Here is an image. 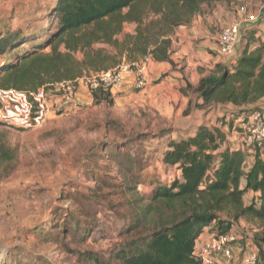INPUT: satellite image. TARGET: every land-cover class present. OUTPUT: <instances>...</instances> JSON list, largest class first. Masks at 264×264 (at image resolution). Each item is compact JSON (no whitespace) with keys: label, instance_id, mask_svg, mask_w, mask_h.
<instances>
[{"label":"trees","instance_id":"16d2710c","mask_svg":"<svg viewBox=\"0 0 264 264\" xmlns=\"http://www.w3.org/2000/svg\"><path fill=\"white\" fill-rule=\"evenodd\" d=\"M217 1H53L42 16L46 21L42 27L27 26L30 30L25 32L7 27L0 33V88L50 89L62 81L146 57L173 64L170 56L176 28L188 25L204 6ZM125 24L133 25L132 32H124ZM250 42L243 43L232 66L217 63L207 73L200 71L193 88L195 109L231 106L239 112L234 118H245L259 109L257 103L264 100V40L254 47ZM91 95L95 104H113L111 88L101 82L91 88ZM233 122L221 119L216 126L200 124L193 134L177 138L167 135L170 130H160L159 136L167 137L161 163L176 168L179 174L168 185H156L149 197L138 199V207L133 208V217L122 232L131 237L110 253L116 264H201L196 255L199 235L205 229L214 235L224 234L242 218L259 225L252 242L258 264H264V150L254 147L248 154L230 149L227 134ZM147 138L148 134H136L134 140ZM128 152L111 151V156L122 176L121 188L136 194L143 155ZM249 156L253 163L247 167ZM249 191L257 195L245 203L243 196ZM83 216L87 220L72 217L55 222L53 227L44 224L40 235L52 238L58 230L62 236L84 240L94 220L89 214ZM85 259L109 264L91 253Z\"/></svg>","mask_w":264,"mask_h":264},{"label":"rangeland","instance_id":"374dc122","mask_svg":"<svg viewBox=\"0 0 264 264\" xmlns=\"http://www.w3.org/2000/svg\"><path fill=\"white\" fill-rule=\"evenodd\" d=\"M52 2L0 0V33L6 25L12 29L21 25L23 32L42 27L46 22L42 16ZM240 6L256 15L264 12V0H220L204 6L188 25L176 28L177 35H172L176 62L172 61L171 69L152 84L165 82L172 69L177 73V82L171 91L163 88L164 97L154 106L140 96L130 98L116 90L111 93L112 105L95 104L91 95L93 73H89L77 81L78 93L83 96L79 98V108L51 113L42 124L30 129L1 121L0 264H92L86 262L88 253L101 262L116 264L110 253L131 237L122 232L133 217V208L138 207V199L149 197L156 185H168L179 174L176 168L161 163L167 137L161 138L160 130H170L167 135L177 138L197 124L234 119L232 138L227 144H241L237 132L244 116L234 118L239 112L231 106L195 109L197 97L193 91L200 71L204 74L215 64H223L224 58L215 57L213 47L221 28L233 19ZM132 30V24L124 25L125 33ZM246 40L252 47L263 41L264 26L250 25L243 32L240 47ZM180 49L183 52L179 54ZM206 54L210 56L208 60ZM210 58H217V62L212 64ZM256 106L264 114V100ZM171 131L175 132L170 134ZM136 134H148L149 138L134 140ZM128 141L132 142L127 144ZM111 151L143 155L136 194L121 188L122 176ZM251 200L243 196L245 203ZM85 214L91 215L94 222L84 240L70 234L62 236L58 230L52 238L40 235L44 224L53 227L55 222L72 217L85 221ZM232 230L251 239L260 229L256 221L242 218Z\"/></svg>","mask_w":264,"mask_h":264},{"label":"built area","instance_id":"2783aa9c","mask_svg":"<svg viewBox=\"0 0 264 264\" xmlns=\"http://www.w3.org/2000/svg\"><path fill=\"white\" fill-rule=\"evenodd\" d=\"M257 20H259L258 23ZM242 25L264 26V12L256 15L247 11L245 6H240L233 19L221 28L216 38V51L224 58V63L228 66H232L237 59L236 45L241 36ZM148 59L146 57L132 64L123 62L111 70L95 73L91 87H96L99 82L111 89L120 87L123 84L124 73L131 71L132 88L136 91L141 90L148 84L145 73ZM77 81L78 79L62 81L50 89L38 88L34 91L0 88V121L18 128L30 129L42 124L51 113L79 108L82 104L77 97ZM239 129L237 135L241 137L242 142L239 145L232 144L229 146L230 149H240L248 154L254 147L261 152L264 150V114L262 112L252 111L241 121ZM243 236L233 230L221 235L213 234L208 241L196 247V255L200 263L215 264L218 256L223 257L227 263H232L234 255L231 247L242 240ZM236 264H258L257 249L251 242H247L244 255Z\"/></svg>","mask_w":264,"mask_h":264},{"label":"crops","instance_id":"0c3cea01","mask_svg":"<svg viewBox=\"0 0 264 264\" xmlns=\"http://www.w3.org/2000/svg\"><path fill=\"white\" fill-rule=\"evenodd\" d=\"M24 26V25H23ZM6 27H8L6 25ZM17 27H20V28H23L21 25H17ZM250 27V26H249ZM249 27H246L245 25H242V27L240 28V39L236 45V49L237 51L240 50V41L242 40V34L244 32L245 29H248ZM260 28V26H259ZM175 34L177 35V33L175 32ZM174 43V41H173ZM173 47V46H172ZM213 50L216 52V56L217 58H220L222 56H220L217 51H216V43L214 44V47H213ZM179 54L183 52V49H180L179 51ZM173 56H175V53L173 54V51H172V54L170 56L171 60L173 62H176L175 59L173 58ZM176 57H180V56H176ZM207 58V60L209 59V55L206 54L205 56ZM217 58H215V60H212V58H210L212 64L216 63L217 61ZM222 63H224V60L222 61ZM169 69H171V64L169 62H157V61H153L151 59H148L147 62H146V68H145V73L148 77V84L141 90L139 91H135L136 94L132 93V79H133V75H132V72L131 71H127L124 73V80H123V84L122 86L120 87H116V88H113L111 89V93L113 94V90H116V92H125L126 95H128V97L130 98H137L138 96H140L141 100L144 101V102H150L152 106L156 105L157 101L159 98H162L164 97V91H163V88H168L169 91H171V89H173V86L174 84L177 82L174 77L177 76V73L175 71L170 70L171 72H169V75L165 78V82H160L158 84H152L153 81L157 80L158 78L161 77V75L165 72H167ZM192 76V75H191ZM84 78L81 77L78 79V81H81L82 79ZM200 78V76H199ZM199 78L197 79L196 83H194V87L197 85L198 83V80ZM168 91V90H167ZM77 97L78 99L83 96H80L79 93H77ZM200 124H197L192 131H185V135H191L194 133L195 129L199 126ZM205 125H208V126H216L218 125V123H216V120H215V123L214 124H211V123H206ZM223 130L226 132L227 131V128L224 127ZM172 132H175V131H171L170 134ZM231 134V135H230ZM232 134L233 133H228L227 134V141L230 140V138H232ZM249 162V164L247 165L248 167L253 163V158L251 156H249L246 160V164ZM178 172V171H177ZM178 174V173H177ZM244 184V182H242V185ZM248 195L250 197H253V196H256L257 193H254V192H247L245 194V196ZM234 227V226H233ZM233 229V228H232ZM213 234L209 231V229H205L198 237L197 241H196V247H198L199 245H201L203 242H206L208 241L211 236ZM245 236V241H246V244L247 242L251 241L252 242V237L250 239L249 236L247 235H244ZM245 242L243 240H240L238 241L237 243L233 244L232 245V252H233V255H234V260L232 262V264H236L238 262H240L241 258L243 257L244 255V248H245ZM215 264H229L226 262V260L221 257V256H218L216 261H215Z\"/></svg>","mask_w":264,"mask_h":264}]
</instances>
